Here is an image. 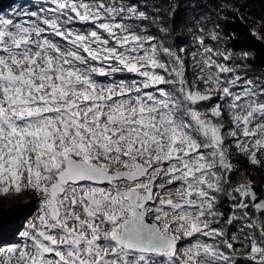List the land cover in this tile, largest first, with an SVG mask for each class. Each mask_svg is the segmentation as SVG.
Listing matches in <instances>:
<instances>
[{
	"label": "snow or ice",
	"instance_id": "obj_1",
	"mask_svg": "<svg viewBox=\"0 0 264 264\" xmlns=\"http://www.w3.org/2000/svg\"><path fill=\"white\" fill-rule=\"evenodd\" d=\"M51 3L40 10L51 16L0 18V194L32 189L44 198L40 227L26 233L31 245L13 249L0 264H230L220 245L233 244L223 227H213L223 215L219 196L234 201V209L252 204L262 215L264 197L250 181L231 186L226 140L236 138L237 150L259 163L264 101L255 97L264 88L257 92L249 80L233 92L240 77L222 78L233 69L211 56L199 62L204 89L189 85L183 58L126 23L145 15L121 0ZM74 21L94 28L65 27ZM124 72L141 79L93 78ZM213 92L231 98L234 128L227 134L208 118L223 115L219 104L208 113L194 107ZM235 129L258 138L240 140ZM241 218L259 232L258 239L244 236L250 259L264 264V220L246 212Z\"/></svg>",
	"mask_w": 264,
	"mask_h": 264
},
{
	"label": "trees",
	"instance_id": "obj_2",
	"mask_svg": "<svg viewBox=\"0 0 264 264\" xmlns=\"http://www.w3.org/2000/svg\"><path fill=\"white\" fill-rule=\"evenodd\" d=\"M129 1L136 6L138 13L143 12L145 15L143 19H131L129 24L138 34L154 37L153 44H162L163 47L171 48L177 53L181 49L188 52L200 48L205 52L206 48H210L212 52L208 53L218 55L219 61L216 63H229L230 68L236 71L240 78L250 80L257 87L264 88V0ZM19 2L23 0H0V13L4 12L10 16ZM8 6L10 8L5 11ZM73 23L82 24L76 21ZM256 23L261 25V36L254 29ZM161 59L170 61L166 56H161ZM123 76L133 75L124 72ZM208 102L197 104V109L209 104ZM233 166L234 170L229 174L231 186L248 179L249 173L254 171L246 159H233ZM258 187L263 191L261 184ZM234 203L228 196L221 195L219 211L223 215L220 217V222L222 221L220 226L239 236L247 232L245 225L248 221L241 218L242 212H246L251 220L255 212L261 214L262 212L251 204L248 209H234ZM229 217H235L231 224L226 223ZM222 249L228 252L223 245ZM233 259L230 256V264L234 263L231 262ZM237 262L235 264H248L244 260Z\"/></svg>",
	"mask_w": 264,
	"mask_h": 264
},
{
	"label": "rangeland",
	"instance_id": "obj_3",
	"mask_svg": "<svg viewBox=\"0 0 264 264\" xmlns=\"http://www.w3.org/2000/svg\"><path fill=\"white\" fill-rule=\"evenodd\" d=\"M87 2V0H86ZM121 2L126 6V7H133L134 5L132 2L129 0H121ZM49 7H54V5L51 3V0H23V2L16 3V6L14 7L12 14L7 16V13L4 14V12L0 13V18H11L15 20L16 22H20L22 20H34L35 17H30L28 14L31 12H39L41 16L48 15L51 16L52 14L50 13H45L41 12L40 10L49 8ZM136 8V6H134ZM10 8V6L5 8V11H7ZM4 9V8H3ZM130 20L126 21V23H129ZM78 22V21H76ZM82 25V26H81ZM65 27L71 29L72 31H90L93 30L94 26L91 24H79V23H72V24H67ZM261 25H258L257 23L254 25V29L257 32L258 35L261 36L260 32ZM145 37H148V35H143ZM53 39L59 41V37H53ZM157 44V43H156ZM179 55L183 58L184 60V78L189 82V85H191L193 82L197 84L201 90L204 89V84L202 81L198 80L197 77L201 74L200 73V61L202 58H206L208 56H211L212 60L215 62L219 61L217 58V54H211L208 52H202L200 48L194 49V50H188L186 51H180L179 50ZM95 63V62H92ZM221 64V63H218ZM226 67H231L229 63H224L221 64ZM213 71H216V69H213ZM129 74V73H128ZM238 73L236 71H232L230 73H221V77H227V78H232L234 76H238ZM124 73H115L112 74L111 76H99V75H94V79L97 80L98 82L102 84H110V83H119L121 81L125 82H131L134 79H141L139 77H136L134 74H129L133 76H123ZM245 81H248L247 79L240 78V80L237 82L236 87L232 89L233 92L240 93L243 88H245L247 85L245 84ZM252 86L259 92L262 88L257 87L254 83H252ZM151 91V90H148ZM222 96V93H212V98L209 100V104L199 107L198 109L201 112L208 113L211 108H213L216 104H219L221 112L223 115L217 119L214 117H211L209 115V119H212L213 122L215 123H220L223 125L222 128V134H227L229 129L234 128L233 124V119H232V111L228 108V103L230 101V97H223L221 99L220 97ZM257 102H261L263 99V96H257L255 97ZM203 104L206 102H202ZM241 104L244 103L242 100L240 102ZM199 104V103H198ZM196 107V105L194 106ZM197 108V107H196ZM260 120H256L251 127H255L256 124L260 123ZM242 127V126H241ZM237 132V137L240 140H247L251 141L254 140L258 137H248L245 138L243 137L242 133L240 132L239 129H235ZM235 139L231 136L227 137L226 144H229L228 148V158L233 165V159L239 158L241 160L246 159L248 164L254 169V171L249 173L248 179H244L242 182L245 181H250L252 184L256 185L258 190L259 187L258 185H262V190L260 191L264 195V150L258 151L256 153V158L259 161L258 164H253L251 163V160L249 156L239 152L236 148L235 144ZM248 147L252 149V144L249 143ZM211 151V150H209ZM247 178V177H246ZM241 182V183H242ZM179 182H177L178 184ZM260 183V184H258ZM176 184L173 185H166V188H176ZM163 194V193H162ZM174 194V193H173ZM223 195V194H221ZM221 195L219 196V201L217 204L218 209L220 208L221 205ZM44 198L41 193L34 191L32 189H24L20 193H16L12 190L9 191L7 195L0 194V220L5 221L4 223L5 227L4 229L0 232V260H3L6 258L9 253L13 249L19 250L20 248H23L26 244L31 245V241L29 239V236L26 235L29 234H35V230L40 227V217L43 214V207H44ZM252 205V204H251ZM248 209V208H247ZM12 212L10 213V211ZM220 210V209H219ZM4 214V215H3ZM5 216L7 218H5ZM221 217V216H220ZM220 217H218L220 221ZM5 218V220H3ZM149 220H153L152 217L148 218ZM253 220L259 221V220H264V215L261 213L255 212ZM222 224V221L217 224L213 225V227H221L220 225ZM35 226V228L33 227ZM223 229L226 233V236L228 237V240L230 243L233 244V249L229 250L226 252L225 250L222 249V245H220L221 250H223L227 255L233 257L234 262L232 264H235V262H239L240 260H244L248 264H254V261L250 259L249 253H250V242L244 240V236L248 235L250 233H255L257 239L259 238L258 231L255 229H250L246 228L247 232L242 235H237L234 232H229L226 230V228ZM258 233H257V232ZM239 234V233H238ZM233 236H238L236 237V240H233ZM195 240V237L192 238V240L188 239H181L180 244L178 248H180L181 245H188L192 241ZM201 242L205 243H213V241L208 238V237H200ZM237 262V263H238ZM13 264H15L13 260Z\"/></svg>",
	"mask_w": 264,
	"mask_h": 264
},
{
	"label": "water",
	"instance_id": "obj_4",
	"mask_svg": "<svg viewBox=\"0 0 264 264\" xmlns=\"http://www.w3.org/2000/svg\"><path fill=\"white\" fill-rule=\"evenodd\" d=\"M209 100H210V99H209ZM209 100L201 101V102H199V103L207 102V101H209ZM252 185H253V187L255 188V190L258 192L259 196H260V197H264V195L258 190L257 186L254 185V184H252ZM258 202H259V201H257V203H258ZM252 206L254 207V205H252ZM254 208H255V207H254ZM255 209H256V208H255ZM147 222L152 223L153 220H149V219L147 218ZM4 227H5V225H4L3 221L0 220V232L4 229ZM179 244H180V243H179ZM179 244H178V246H179Z\"/></svg>",
	"mask_w": 264,
	"mask_h": 264
},
{
	"label": "flooded vegetation",
	"instance_id": "obj_5",
	"mask_svg": "<svg viewBox=\"0 0 264 264\" xmlns=\"http://www.w3.org/2000/svg\"><path fill=\"white\" fill-rule=\"evenodd\" d=\"M129 74H131V73H129Z\"/></svg>",
	"mask_w": 264,
	"mask_h": 264
}]
</instances>
